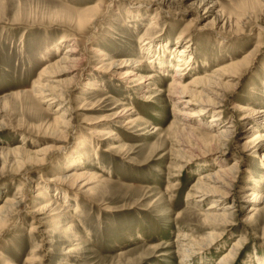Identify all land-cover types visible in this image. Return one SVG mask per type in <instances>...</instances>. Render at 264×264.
<instances>
[{
	"label": "rangeland",
	"instance_id": "obj_1",
	"mask_svg": "<svg viewBox=\"0 0 264 264\" xmlns=\"http://www.w3.org/2000/svg\"><path fill=\"white\" fill-rule=\"evenodd\" d=\"M189 40L188 80L219 68L237 77L221 83L222 120L212 132L235 125L222 148L172 126L177 121L187 129L177 113L192 112L168 96L179 50ZM149 46L148 59L158 58L155 68L145 64L136 72L148 77L158 71L159 78L148 90L134 88L124 76L148 60ZM73 48L79 62L51 71L64 103L48 107L35 85L46 83L44 69ZM162 59L169 63L161 71ZM92 81L98 91L89 90ZM61 105L72 120L53 139ZM233 105L264 108V0H0V206L21 202L0 227V264H28L34 248L35 264H219L236 242L227 264H264V142L244 152L254 124L241 121L244 113ZM18 144L56 149L37 157L40 165L33 159L22 167L11 154H1ZM234 162L239 166L234 182L228 181L230 196L218 209L234 203L235 225L210 249L204 243L211 229L201 214L212 199L198 203L188 195L205 173ZM84 171L92 178L85 190L64 180ZM38 187L48 199L38 196ZM253 195L263 200L248 222ZM59 211L65 213L53 216ZM182 239L201 246L185 243L184 249ZM70 247L76 249L67 253Z\"/></svg>",
	"mask_w": 264,
	"mask_h": 264
},
{
	"label": "bare ground",
	"instance_id": "obj_2",
	"mask_svg": "<svg viewBox=\"0 0 264 264\" xmlns=\"http://www.w3.org/2000/svg\"><path fill=\"white\" fill-rule=\"evenodd\" d=\"M89 23H90V20H89ZM154 24H155V22H152L150 25L153 26ZM151 26H149V28H148L149 30L152 28ZM188 42H189L188 47L182 48L180 50L178 49L179 50V56L177 58L180 57V59L177 62L180 64L177 66L176 73L174 74L170 88H168L169 89L168 90V92H169L168 96H169V98L175 99L176 100L175 104L182 107V109H185V111L191 110L192 112L177 113V114H180L184 117V119H183L184 126H186L187 129H184L185 127L183 128V126L177 121H174L172 126L175 129L182 127V131H184V132H185V130H189L190 135H193L195 140H197L199 138L198 135H200L201 137H207V139H209V141H212V143H214V144L220 145V148H222L221 145L227 144L228 139L235 132V131H233L235 129V125L233 122H230L228 125L220 128V130H218V133L212 132V130L222 120V114H223L222 109L224 107L223 106V103H224L223 88H224V86L221 83L225 77L230 79V80H235L237 77H235L233 74H231V75L227 74L226 75L225 74V72H226L225 68H219L211 74H206L204 76L197 75L193 79L188 80V77L190 76L191 71L193 70V68L190 66V62H192L193 56L190 55V53H189L190 48L193 46V45H190L192 40H189ZM149 44H150V42L145 43V45H149ZM98 51H100V50H98ZM151 51H153L152 47L149 46L147 55H145L144 59H148L147 56L150 57L152 55ZM76 52H77V50L75 48L70 49V50L68 49L65 56H63L58 62L50 64L41 73L42 76L50 77V79L48 78V81H46V83L42 84V82H41V83L35 85V95L37 97H40L42 103L46 104L48 107L53 106L57 102L64 103V100H63L64 92L62 90V86H61L60 82L55 79L57 74L54 72V70H53V73H51L52 69H54L55 67H61V66H63V64H71V63L79 62V59L74 55ZM99 54H100V56L102 55V53H99ZM164 59L158 61L159 70H161V71L166 69L168 66V63H169L168 61H167L168 63L166 61H164ZM106 60L107 59H105L104 61H106ZM157 60H158V58L157 59L149 58L148 60H142L141 64H139L137 66H135L134 64L132 65V63H130L132 65V67H135L136 69H133L131 72L129 71L128 73L125 74L124 78H126L125 79L126 82L128 81V83L135 86L134 88L148 90V88L151 86L149 84V82L156 81L157 77L159 78V75L157 73L158 71H154L151 76L142 77V76H138L136 70L139 67H143V65H145V64L152 67V68H155L154 64L156 63ZM233 65L234 64H231L232 67H233ZM238 66L239 65H237V67ZM105 67H106V65L100 66L101 69L105 68ZM61 71L59 72V74L64 72V71H62V72ZM103 71H105V70H103ZM103 71L100 73H103ZM105 72H107V71H105ZM95 82L92 81V82L88 83L89 84L88 85L89 90L90 89H92L94 91L99 90V85H97ZM233 109H235L238 112L244 113V114H242L243 116L240 118L241 121L245 122L248 125L254 124L250 128L252 130V132L254 131V134L246 140L245 144H243V149L245 150L244 152H246V150L248 151L249 145H251L252 143L264 142V108L254 109L251 107L246 108V107L239 106V105H233ZM55 112H56L55 113L56 116L54 118V124H53L55 126V128L51 129V136H54V137H52L53 139L60 136L59 134H62L64 129H67V127L71 124L70 120H72V117L70 120H67L69 117V114L65 110V107L62 105L59 106L55 110ZM209 114H217V116H215L212 121H210V122L208 121L207 123H205L203 120ZM193 123L200 125L199 126L200 128H198V129L194 128L192 126ZM50 127H51V125H50ZM205 128H207V130ZM205 130L207 132H205ZM99 132H100V130H99ZM176 133H175V135H176ZM43 134H45V133H43ZM176 137H174V138H176ZM50 140H51V138H50ZM201 140H202V138H201ZM59 142H60V139H59ZM194 144H196V143H194ZM181 146L182 145H180V147ZM55 147H53V145L52 146L45 145L41 150L33 151V150H28L26 148V146L23 144H18L17 146H15L12 149H9V148L3 149L1 154L2 155L3 154L5 155V153L11 154L16 159V165L22 166L28 161L30 162L33 159L36 160L37 157H39L41 155L44 156L47 151L50 152L52 150H55L56 149ZM182 147L184 148V145ZM188 147H190V146H188ZM191 147H192V145H191ZM224 149H225V147H224ZM207 150H208V148H207ZM210 151H211V149H210ZM249 151H250V149H249ZM173 152H175V151H173ZM189 152H191V151H189ZM214 152H216V151H213V153ZM207 154H209L208 151H207ZM37 160L39 162V165H40V162L42 163V161H43V159H40V160L37 159ZM44 160H46V158ZM176 160H179V159H176ZM183 162H186L185 164L188 163L187 161H183ZM237 166H239V163L234 162L231 167L222 166L216 172L205 173L203 176H201L198 179V181H196L193 184V186L191 187L192 188L191 192H189V195H188L189 198L195 200L198 203H202L206 200L212 199V203L205 209L207 212L201 214L203 216L206 224L211 229V231L209 232V235H208V240L204 243L206 245L208 244V248H210V249L216 247L219 244V242L222 241L221 240V234L224 232V229L235 225L234 214L232 212V210L234 209V206H233L234 203H233V205L232 204H227L225 206L223 205L222 209H218V208H221V204L223 202H225L227 200V198H229V196H230L231 185L228 183V181L234 182L232 180L235 179L234 178V171H237V168H236ZM183 168H184V166H182L180 168V171H182ZM62 178L63 177H61V180H62ZM64 180L66 181V183L69 182V184L74 186V188L77 186V187H80V189L85 190L89 186V184L91 183L92 178H91V176L86 174L84 171L80 174L75 172L70 177L64 178ZM218 187L220 189L221 188L224 189V191H218V189H217ZM36 190L39 191L38 196H40L41 199L45 200V199L49 198L48 192H46L44 189L38 187ZM253 196H254L253 197L254 199L252 201L254 203L249 210V213H251V215L248 219V222H251L254 215L258 211L257 210L258 208L255 204L260 203L263 200V198L261 196L259 197V195H253ZM20 203L21 202H16L15 200L14 201L11 200V202L6 201V203H4L0 206V227L5 225L6 220L9 218V216L12 214V212L18 208V205ZM52 203L48 204V205H44L45 207L41 208L37 212L38 215L44 214L43 212H45L48 209L50 210L54 206V205H52ZM56 209H57V207H56ZM215 210L216 211L219 210V211L216 212ZM55 211H57V210H55ZM59 212L60 213H54L53 216L57 217L59 214L65 213L64 211H59ZM32 213H34V212H32ZM53 219L55 220V218H53ZM37 228L38 227H34L31 230L35 231ZM72 228H73V225L69 226L67 231L71 230ZM182 240H184V241L182 243L181 242L180 243L184 249L189 246V244H185V243L191 244V242L187 241V239H182ZM199 245H200V243L199 244L196 243L194 245L192 243L191 246H189V249H197ZM239 245H240L239 242L234 243L231 246L228 253H226L222 257V259L219 261V264H227V262H229V260L232 259V257H233L232 255H233L235 249ZM74 246L76 247L78 245L75 244ZM70 249H68V252L67 251L66 252L72 253L76 248L74 249V248L70 247ZM37 251H38V249L34 248V250L31 252L30 257H28V259H27L28 264H35L39 260V258H38L39 256L36 254ZM183 256L187 258L186 255H183ZM186 258L184 260H186Z\"/></svg>",
	"mask_w": 264,
	"mask_h": 264
}]
</instances>
